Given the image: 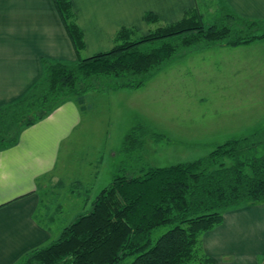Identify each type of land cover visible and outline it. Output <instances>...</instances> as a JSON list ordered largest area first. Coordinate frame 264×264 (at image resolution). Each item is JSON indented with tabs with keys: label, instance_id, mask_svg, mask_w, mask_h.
I'll use <instances>...</instances> for the list:
<instances>
[{
	"label": "trees",
	"instance_id": "trees-1",
	"mask_svg": "<svg viewBox=\"0 0 264 264\" xmlns=\"http://www.w3.org/2000/svg\"><path fill=\"white\" fill-rule=\"evenodd\" d=\"M51 1L76 61H44L42 78L0 108V150L71 97L139 87L179 52L234 48L264 39V21L226 13L219 24L205 27L201 14L190 9L181 20L138 39L136 28H120L109 51L82 58L84 35L71 2ZM143 21L149 25L160 20L148 12ZM142 45L149 48L142 50ZM138 130L146 131L135 125L125 145ZM249 148L229 140L195 162L115 177L88 211L20 264H125L131 257L130 264H214L202 251L203 234L220 226L229 211L264 205V155L256 149L245 152ZM161 227L169 229L153 242L152 234Z\"/></svg>",
	"mask_w": 264,
	"mask_h": 264
},
{
	"label": "rangeland",
	"instance_id": "rangeland-1",
	"mask_svg": "<svg viewBox=\"0 0 264 264\" xmlns=\"http://www.w3.org/2000/svg\"><path fill=\"white\" fill-rule=\"evenodd\" d=\"M202 13L205 27L219 24ZM164 23L136 28L134 39ZM81 57L89 55L82 51ZM121 90L97 92V98L81 103L82 126L62 145L49 186L52 200L43 202L52 213L48 225L61 228L58 234L88 211L115 177L195 162L229 140L251 147L245 150L249 154L264 155V39L179 52L143 85ZM137 124L146 131L134 132L125 145ZM168 229L155 230L152 241Z\"/></svg>",
	"mask_w": 264,
	"mask_h": 264
},
{
	"label": "crops",
	"instance_id": "crops-1",
	"mask_svg": "<svg viewBox=\"0 0 264 264\" xmlns=\"http://www.w3.org/2000/svg\"><path fill=\"white\" fill-rule=\"evenodd\" d=\"M69 1L89 57L109 51L120 28L146 29L143 16L148 12L165 23L181 20L190 9L202 19L205 10L215 20L230 13L264 21V0ZM44 61H76L52 1L0 0V108L25 95L42 78ZM96 94L71 97L0 150V264H20L31 251L59 237L61 228L48 225L52 213L43 202L52 200L49 186L56 177L62 145L82 126L80 104L94 100ZM43 193L48 194L46 200ZM201 241L203 253L214 264L264 263V205L225 213L222 224L203 234Z\"/></svg>",
	"mask_w": 264,
	"mask_h": 264
}]
</instances>
